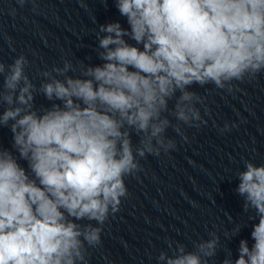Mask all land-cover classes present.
<instances>
[{
  "label": "clouds",
  "instance_id": "obj_1",
  "mask_svg": "<svg viewBox=\"0 0 264 264\" xmlns=\"http://www.w3.org/2000/svg\"><path fill=\"white\" fill-rule=\"evenodd\" d=\"M115 3L128 28L99 26L101 63L66 59L41 71L37 86L25 55L0 62V126L12 133L11 149L0 147V264H89L141 160L176 149L169 128L187 141L186 128L208 123L194 86L231 94L264 74V0ZM37 95L48 105L37 107ZM237 177L243 211L258 223L251 246L241 239L223 264H264V164L245 160ZM209 237L192 250L170 241L157 264H210L220 236Z\"/></svg>",
  "mask_w": 264,
  "mask_h": 264
}]
</instances>
